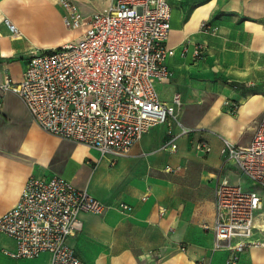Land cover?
<instances>
[{
  "label": "crops",
  "instance_id": "crops-1",
  "mask_svg": "<svg viewBox=\"0 0 264 264\" xmlns=\"http://www.w3.org/2000/svg\"><path fill=\"white\" fill-rule=\"evenodd\" d=\"M59 1L0 0V86L6 76L15 82L23 78L31 50L56 48L79 35L65 27ZM72 1L89 18L115 0ZM168 1L172 28L167 46L174 55L166 61L171 77L156 84L159 99L171 104L179 94L182 107L196 109L210 99L202 116L184 126L187 133L174 122L159 125L119 158L55 137L35 122L30 136L15 140L9 130L13 110L0 90V217L18 203L31 178L59 176L87 190L109 209L101 216H79L68 245L83 264H227L231 252L213 249L219 182L258 193L262 208L256 220L264 212V188L255 187L221 155L223 140L248 146L264 116V0ZM6 19L21 38L12 36ZM200 47L202 57L196 58ZM219 74L223 80L216 79ZM228 102L238 106L236 113H230ZM175 135L177 148H164ZM203 141L210 144L209 153L197 148ZM260 231L256 225L250 240L263 245L242 253L237 264H264ZM17 249L0 233V264H51L49 253L35 259L5 253ZM154 253L165 258L148 261Z\"/></svg>",
  "mask_w": 264,
  "mask_h": 264
},
{
  "label": "built area",
  "instance_id": "built-area-1",
  "mask_svg": "<svg viewBox=\"0 0 264 264\" xmlns=\"http://www.w3.org/2000/svg\"><path fill=\"white\" fill-rule=\"evenodd\" d=\"M65 27L79 35L47 50H31L23 78L6 76L4 93L18 96L34 122L45 132L97 150L102 157H123L152 128L180 120L182 96L171 104L159 99L156 84L171 77L166 63L172 6L168 0H115L109 8L84 17L72 0H60ZM14 38H21L9 20ZM206 27V24L203 25ZM2 36L0 35V40ZM203 49L195 51L201 58ZM230 113L238 106L226 103ZM1 108V104H0ZM185 130V129H184ZM248 146L223 140L221 155L237 164L252 184L264 188V116ZM187 133V131H184ZM175 135L164 148H177ZM197 148L209 153L211 146ZM128 210L129 206L122 204ZM262 198L239 185L219 182L215 191L214 251L228 250L227 264L263 244L253 242L256 213ZM109 206L62 177L31 178L18 203L0 217V233L14 240L15 259H35L43 253L51 264H83L68 240L76 233L82 213L104 215ZM239 240V241H236Z\"/></svg>",
  "mask_w": 264,
  "mask_h": 264
},
{
  "label": "rangeland",
  "instance_id": "rangeland-1",
  "mask_svg": "<svg viewBox=\"0 0 264 264\" xmlns=\"http://www.w3.org/2000/svg\"><path fill=\"white\" fill-rule=\"evenodd\" d=\"M216 79L223 80L224 75L219 74V77H217ZM9 92H6L5 99H4L5 105L9 104L13 110V112L10 116L11 125L9 127V130H10L12 136L15 138V140H17V139L22 140V139H25L28 136H30L31 126H32L34 121L31 118V115H29L26 112V110L22 108L21 103H20V98L17 97L16 95L15 96L12 95V93H9ZM209 102H210V99L205 101L204 105L200 106L198 109H196L193 106L184 105L182 107V111H181L183 126H186L187 123L193 124L195 120H197L199 117H201L203 112L205 111L207 105L209 104ZM64 148L65 147H63V149ZM254 186L257 188H262V187L257 186V185H254ZM164 258H165L164 255H162L160 253H158V254L154 253L152 255L151 260H148V261H150L152 263H157V262L162 261Z\"/></svg>",
  "mask_w": 264,
  "mask_h": 264
},
{
  "label": "bare ground",
  "instance_id": "bare-ground-1",
  "mask_svg": "<svg viewBox=\"0 0 264 264\" xmlns=\"http://www.w3.org/2000/svg\"><path fill=\"white\" fill-rule=\"evenodd\" d=\"M255 224L257 225V228L261 230V232H264V212L260 213V216L256 220Z\"/></svg>",
  "mask_w": 264,
  "mask_h": 264
}]
</instances>
